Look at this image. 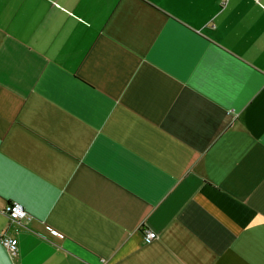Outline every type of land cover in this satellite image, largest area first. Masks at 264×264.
Segmentation results:
<instances>
[{"label": "crops", "instance_id": "0c3cea01", "mask_svg": "<svg viewBox=\"0 0 264 264\" xmlns=\"http://www.w3.org/2000/svg\"><path fill=\"white\" fill-rule=\"evenodd\" d=\"M0 233V264H264V0H0Z\"/></svg>", "mask_w": 264, "mask_h": 264}, {"label": "built area", "instance_id": "2783aa9c", "mask_svg": "<svg viewBox=\"0 0 264 264\" xmlns=\"http://www.w3.org/2000/svg\"><path fill=\"white\" fill-rule=\"evenodd\" d=\"M4 213L8 217L9 220L12 221H22L23 219L28 220L31 216L24 210V208L17 202H10L4 207ZM53 234H57L55 231ZM157 237L156 232L148 229H143L142 231V239L144 242L148 243ZM0 242L4 244L10 251L15 252L17 248V240L15 238H9L3 236L0 233Z\"/></svg>", "mask_w": 264, "mask_h": 264}]
</instances>
